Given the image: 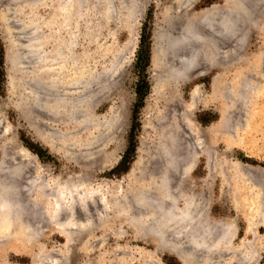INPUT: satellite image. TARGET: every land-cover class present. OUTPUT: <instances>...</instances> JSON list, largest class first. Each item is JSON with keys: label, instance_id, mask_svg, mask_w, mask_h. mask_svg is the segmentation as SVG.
Segmentation results:
<instances>
[{"label": "rangeland", "instance_id": "1", "mask_svg": "<svg viewBox=\"0 0 264 264\" xmlns=\"http://www.w3.org/2000/svg\"><path fill=\"white\" fill-rule=\"evenodd\" d=\"M21 1L0 0V11L6 7L5 16L12 12L8 29L16 46L35 34H19L21 19L37 20L47 47L60 42L75 21L76 51L84 62L80 72L93 83L84 91L82 104L72 95L54 107L53 116L42 110L37 120L34 113L25 117L17 110L20 89L8 85L0 28V180L7 179L10 168L18 169L20 190L27 181L21 197L43 208L40 222L27 215L21 229L37 232L38 238L5 246L41 255L43 264H181L173 254L158 253L136 238L131 225L143 212L155 211L139 207L134 198L158 184L162 157L176 152L182 141L190 147L183 140L189 136V123L198 129L196 141L202 144L193 155V179L209 219L234 223L238 245L243 239L254 240L245 218L253 211L257 264H264V0L234 1H243L245 13L231 16L236 18L234 29L217 41L215 50L200 45L198 38L174 47L167 36H178L187 19L199 20L200 12L212 6L216 9L211 18L197 23L194 33L222 34L218 22L227 8L225 0H112L113 12L107 15L105 0H85L83 16L70 17L66 24L65 12H75L74 0ZM155 39L163 55L157 56ZM182 58H191V63L177 78L172 75L183 69ZM216 62H225V77ZM224 81L229 85L226 96H216L214 83ZM131 144L134 150L127 153ZM127 208L130 220L124 216ZM48 217L55 223L48 224ZM11 258L30 262L24 254L12 253Z\"/></svg>", "mask_w": 264, "mask_h": 264}, {"label": "bare ground", "instance_id": "2", "mask_svg": "<svg viewBox=\"0 0 264 264\" xmlns=\"http://www.w3.org/2000/svg\"><path fill=\"white\" fill-rule=\"evenodd\" d=\"M22 1L25 2V0ZM225 1H226L225 6H227V8L225 9L224 13L221 15L218 22V25L223 31L222 34L214 33L215 35H212L211 31L209 32V30H207V32L205 30L206 33L204 34H199L200 32L194 33L196 26H199L197 25V23L206 24V22L211 18L212 12L216 9L215 6H212L209 9H205L200 12L199 20L196 21L194 19L196 17L187 19L183 24V27L181 28L179 35L176 37L167 36V42L170 43L171 46H174L175 44L177 45L178 43H184L192 38H196V39L198 38L200 45L206 44L209 50L210 49L215 50L216 49L215 44H217V41L225 37L227 34L231 33V31L234 29L236 18L234 19L231 16L234 14L236 15V13L241 15V13L244 11L245 4L242 3L243 1L241 3L239 2L235 3L234 2L235 0H225ZM15 2L19 5L17 0H15ZM84 2L85 0H74L73 4H74L75 12L73 13L72 11L65 12V16H64L65 24L67 23L70 17L73 18V16L76 15H79L80 17L83 16ZM104 2L107 4V8H106V15H107V13L112 10L113 3L112 0H105ZM66 5H68L67 2H65V6ZM116 8L117 7H115V10ZM5 12L6 13L8 12V9L6 7L2 8V10L0 11V28L3 31V41L6 44V50H7L6 63L8 68V85L10 88L13 86L17 89H20V92L18 93L17 110H19V112H21L25 117L28 118L29 116L31 117L34 113L36 117L33 118L34 120H37L39 116H41L42 110H49L48 114H52V110L54 109V107L57 106V104L65 103V100L67 99L68 101L69 99H71L72 95H77L79 98L77 99L78 101L76 102L78 104L79 103L82 104L85 100L84 91L87 88H89V85L92 84L93 81H91V79H89L90 80L89 81L88 78L86 79L85 74L80 72L84 62H83V54L78 53L76 51V36H75L76 32L73 29L77 26L76 25L77 23L75 21H72L70 26L72 28L74 25V28L70 30L69 33L66 34V36L63 37L60 42L57 39L55 40L54 43H52L53 45L51 47H47L45 43V40L47 39H45V37L40 32L38 33L39 23L35 18H29L27 20L17 19L19 20L17 22L18 27L23 30L19 33L20 35H22V37L25 36L26 34L30 35V33H35L34 35L32 34L33 36L27 40V38L29 37L28 36L26 38V41L24 40L25 41L24 43L21 44L19 43L20 45L17 47L16 46L17 42L13 41V39L11 38V36L13 37V34L11 35V32H9L8 29L9 28L8 22L10 20L12 12L7 16H5ZM27 28H29V31L28 30L26 31ZM155 41H154L155 49L157 52V56H159L163 52L162 49L163 46L160 47L159 40L155 39ZM56 42H58V44H56ZM182 59H183L182 60L183 69L176 72L175 74L173 72L170 73L171 75L174 74L172 76L181 78L185 73H187L186 70L189 67V63H191L190 61L191 58H182ZM215 64L221 66L223 70V74L222 73L221 74L222 76L225 77L226 76L225 72L227 69L225 62L223 63L216 62ZM261 66H264V63ZM113 68L115 69V67ZM114 73L112 72L111 74ZM216 83H214V87H213L214 94L216 96L222 95L223 97H225L228 92L227 89L229 87V85H227L228 82L224 81V84H220V85H216ZM258 108H260V106ZM185 122L186 121H184V123ZM186 125L187 128L190 129L188 131L189 136H186L187 134L185 133L187 132L185 131V133H183L184 134L183 136L186 137H184L183 140H186V142L189 141L191 143L190 147H188L186 143L183 141H182L183 144L182 146L180 144L181 141L179 143L180 139L177 140L179 145H181L182 147L175 148L174 144L177 143V141L175 143H172L171 145H174L173 147L177 150L176 152H169L168 154L165 153L166 155L162 157L163 159L162 160L160 159L161 171L159 178L157 180L158 184L156 185L152 184V186H149L141 190L140 193L137 194L136 197L134 198V201L136 202V204L139 205V207L140 206H142V208L143 207L147 208L149 206L155 207L154 208L155 211L151 210L150 207V210L152 212L150 213L143 212L144 214L142 213V217L140 220H136V222L135 221L132 222L131 226L135 230L136 238L146 243L152 244L154 246L155 251L158 253L167 251L173 254L178 258L181 264H257L258 261L257 249L259 247L255 248L257 244L256 242L258 241L257 238L258 235L251 228L252 227L251 223L255 218L254 216L255 214L253 211L246 212L245 218L246 221L250 223V226L248 227V233L254 235L253 237L254 240L250 242L247 241L246 239H243L238 245L235 244L234 242L236 240V235H237V229L234 227V223L232 224V223L221 222L222 221L221 220L219 221L220 223L214 224L209 219V210L205 205L201 203L200 196L201 198H203L201 195L202 193L199 192L197 188V184L193 179V172L195 167L193 155L195 154V149L200 148V146L202 147V144L199 143V141L198 142L196 141L197 136L199 139V134H198L199 132H197L198 129L196 130V126L194 128L192 126L193 124H189V123H186ZM251 128L249 127L250 130ZM237 140H239V138ZM43 141L44 143H46V140ZM170 146L168 147L170 148ZM170 149H172V147ZM176 153H179V156L176 155ZM204 156L208 159L209 162L210 161L209 152H205ZM14 170L15 172H18L17 171L18 169H14ZM15 172L12 171L10 168V171L7 172V179L3 181V178L1 177L2 180H0V264H43L44 261L41 260L40 258L41 255L39 256L38 254L32 252L26 253V251L23 248H15L10 250L8 249L7 246H5L8 242L11 241H16L17 243L19 240L23 239V241L26 242L28 241L33 242V240L37 239L38 238L37 232L31 230L29 232L24 231L23 233L24 228L23 230L21 229L27 215L31 216L30 218L31 220L29 219L30 221L34 219H36V221L37 220L39 221V218H41V214H43L41 210L43 208L41 207V204H39V202H33V203L30 202L29 204H27L26 201L28 199L22 198L23 196L21 197V190L25 188L27 181L25 180L26 182H24L25 186L21 182L24 188L23 186H21L22 188L20 190L19 183L22 180L19 181L17 179L18 175H15ZM20 172H22V170L19 171V173ZM23 174L25 175L24 172ZM30 175L28 174V176ZM28 179L31 178L29 177ZM17 180L19 181V183L17 182ZM31 183L33 184V182ZM251 191L253 190L251 189ZM127 195L125 196L127 197ZM259 195L258 197H261ZM115 198L118 199V196ZM245 199L246 198L242 199L243 200L242 204L245 203ZM205 201L206 200L204 199V201L202 202ZM237 207L239 208L238 210L240 211L241 206H237ZM129 210L130 208L129 209L127 208V210L124 211L125 212L124 216L127 220H130L132 215V213L130 214ZM138 213L141 212L138 211ZM133 216L135 218L136 215ZM30 221L28 222L29 225H30ZM47 221L48 224L49 222L50 224L51 222L55 223L54 218L52 220L50 217H48ZM26 225L27 224L24 225L25 228ZM29 227L32 226L30 225ZM12 253L19 256L22 254L27 255L30 258V262L29 263L25 262L24 258H18V259L16 258L15 260H12L11 258ZM234 255L236 257H233Z\"/></svg>", "mask_w": 264, "mask_h": 264}, {"label": "trees", "instance_id": "3", "mask_svg": "<svg viewBox=\"0 0 264 264\" xmlns=\"http://www.w3.org/2000/svg\"><path fill=\"white\" fill-rule=\"evenodd\" d=\"M143 37V36H142ZM146 54H149V46L147 47V49H146ZM134 130H135V127L133 126L132 127V129H131V132H134ZM134 149H133V146H132V144H131V146L129 147V149L127 150V153H129V152H132Z\"/></svg>", "mask_w": 264, "mask_h": 264}]
</instances>
